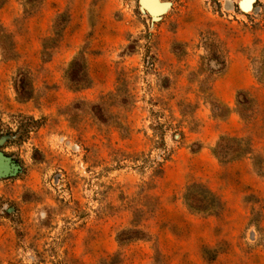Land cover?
Masks as SVG:
<instances>
[{"label":"rangeland","instance_id":"1","mask_svg":"<svg viewBox=\"0 0 264 264\" xmlns=\"http://www.w3.org/2000/svg\"><path fill=\"white\" fill-rule=\"evenodd\" d=\"M0 264H264V0H0Z\"/></svg>","mask_w":264,"mask_h":264},{"label":"crops","instance_id":"2","mask_svg":"<svg viewBox=\"0 0 264 264\" xmlns=\"http://www.w3.org/2000/svg\"><path fill=\"white\" fill-rule=\"evenodd\" d=\"M205 153V152H204ZM204 153L202 152V156H204ZM241 164V163H240Z\"/></svg>","mask_w":264,"mask_h":264}]
</instances>
